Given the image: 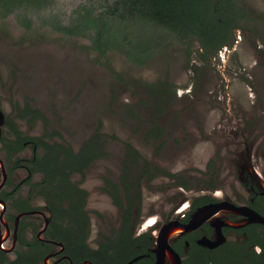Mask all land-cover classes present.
I'll return each mask as SVG.
<instances>
[{"label": "rangeland", "instance_id": "374dc122", "mask_svg": "<svg viewBox=\"0 0 264 264\" xmlns=\"http://www.w3.org/2000/svg\"><path fill=\"white\" fill-rule=\"evenodd\" d=\"M236 1L244 17L216 54H202L197 40H181L154 24H123L137 41L156 48L143 65L117 50L100 56L89 38L57 32L46 21L53 12L67 23L79 6L101 10L103 0H52L49 9L27 13L30 27L20 19L23 10L2 15L0 9V108L5 114H14L12 101H28L74 148L98 122L113 137L109 155L88 168L82 183L88 191L92 246L98 232L106 231V220L118 222V210L102 186L103 176L117 172L124 143L177 175H158L142 184L141 216L176 207L183 197L174 180L198 188L210 158L229 198L235 190L248 195L245 180L237 182L232 170L244 153L255 151L252 147L264 152V0ZM167 85L177 86V96L167 107L159 106L153 100H162V94L153 90ZM152 122L160 124L162 134L154 137ZM19 125L27 134L42 131L40 122L31 126L19 120ZM257 161L264 169V156ZM22 176L19 172L15 178Z\"/></svg>", "mask_w": 264, "mask_h": 264}, {"label": "flooded vegetation", "instance_id": "af4514ba", "mask_svg": "<svg viewBox=\"0 0 264 264\" xmlns=\"http://www.w3.org/2000/svg\"><path fill=\"white\" fill-rule=\"evenodd\" d=\"M237 41L235 38L233 44ZM200 50L211 54L201 46ZM176 88L156 86L154 94H162L163 99L157 96L160 102L153 101L167 107L169 98L177 96ZM11 109L14 114L10 115L0 108V264H264V169L257 161L264 152L258 147L251 146L255 151L244 153L232 170L237 182L245 180L248 195L235 190L229 198L220 188L221 173L211 169L214 159L210 158L206 178L199 181L198 188H191L192 184L181 178L174 180L183 197L176 207L167 214L155 211L141 216L143 185L151 184L158 175H177L162 170L135 146L124 143L117 172L103 176L102 186L118 210V222L106 220V231L98 232L92 246L88 191L82 183L88 168L109 155L107 144L113 137L107 136L98 122L74 148L28 101L14 100ZM19 120L31 126L40 122L42 131L24 133ZM160 128L152 122L154 137L162 134ZM97 135L103 143L101 157L81 172L69 174V180L85 192L82 209L89 218L88 234L80 246L74 244L71 233L64 230L66 224L41 192L53 186L40 159L59 153V159L65 160V150L77 154L85 141ZM19 172L23 176L15 178ZM123 238L128 239L125 242Z\"/></svg>", "mask_w": 264, "mask_h": 264}, {"label": "trees", "instance_id": "16d2710c", "mask_svg": "<svg viewBox=\"0 0 264 264\" xmlns=\"http://www.w3.org/2000/svg\"><path fill=\"white\" fill-rule=\"evenodd\" d=\"M51 4L52 0H0V9L2 15L14 9L23 10L20 19L30 27L31 18L27 13L44 11ZM243 17L236 0H103L101 10L93 5L79 6L67 23L53 12L46 16V21L57 32L89 38L91 49L100 56L117 50L129 61L143 65L154 56L156 48L137 41L123 24L133 21L154 24L181 40H197L204 51L213 54L229 43L232 28ZM126 146L131 147L130 144ZM102 148L101 136L97 135L85 141L77 154L65 150V160L59 159V153L40 159L48 182L53 186L50 191L44 188L45 193L41 192L49 199L52 211H56L57 217L66 224L64 230L71 233L74 244L80 246L88 234L89 218L82 209L85 192L69 180V174L81 172L101 157ZM59 228L63 230L62 225ZM123 239L126 242L128 238Z\"/></svg>", "mask_w": 264, "mask_h": 264}, {"label": "water", "instance_id": "95a60500", "mask_svg": "<svg viewBox=\"0 0 264 264\" xmlns=\"http://www.w3.org/2000/svg\"><path fill=\"white\" fill-rule=\"evenodd\" d=\"M158 263H160V260H158Z\"/></svg>", "mask_w": 264, "mask_h": 264}]
</instances>
